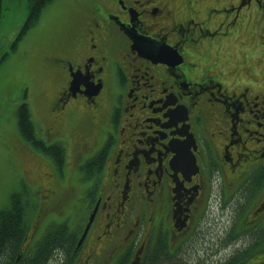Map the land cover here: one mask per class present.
<instances>
[{"label":"flooded vegetation","instance_id":"flooded-vegetation-1","mask_svg":"<svg viewBox=\"0 0 264 264\" xmlns=\"http://www.w3.org/2000/svg\"><path fill=\"white\" fill-rule=\"evenodd\" d=\"M72 5L64 51L43 57L59 86L35 135L82 173L28 183L27 238L76 204L72 264H264V0ZM246 33L256 44L230 50Z\"/></svg>","mask_w":264,"mask_h":264},{"label":"rangeland","instance_id":"rangeland-1","mask_svg":"<svg viewBox=\"0 0 264 264\" xmlns=\"http://www.w3.org/2000/svg\"><path fill=\"white\" fill-rule=\"evenodd\" d=\"M83 6H87L91 0H77ZM47 7H52L48 15L43 9L36 25L27 28L22 35L24 23L27 18V0H2L1 16H0V211L7 208L10 204V197L16 192L21 193L20 180L30 183H36L40 180L47 170L44 169L43 161H52L43 156L40 152L30 148L29 153H21L17 147L19 132L17 128L16 109L21 103H25L28 99L31 102L34 112L33 121L41 123L48 119V103L53 98L55 86L58 82L55 79V72L48 69L43 63L44 51L49 54H62V41L68 30L75 27L74 21H69V16L73 11L72 0H53ZM69 16V17H68ZM68 20V21H67ZM252 35V34H251ZM256 37V36H254ZM245 43L253 46L254 39L244 34L242 36ZM258 42L260 39L258 37ZM246 47V46H245ZM244 57V54H241ZM240 55V56H241ZM256 67L259 70L264 65ZM140 73H136V79L140 77ZM24 89L28 91V99H24ZM25 100V101H23ZM19 104V105H18ZM79 119V118H78ZM75 122V117L73 123ZM77 130L82 133L91 134L93 124L82 120L76 123ZM88 138V137H87ZM63 145H67L63 143ZM71 152V151H69ZM43 160V161H42ZM33 162H36L33 163ZM68 170L65 169L58 180L60 184H73L82 170H77L68 161ZM52 170V166H47ZM54 170L56 165L53 164ZM37 169L39 172L37 173ZM55 178V177H54ZM45 179H48L45 177ZM56 180V179H55ZM26 182V183H27ZM57 182V180H56ZM73 195L70 200L74 201L77 188L72 191ZM22 197V194H21ZM10 199V200H9ZM23 199V200H22ZM21 201L25 202V197ZM69 207V206H68ZM77 212L76 204H72L68 211V222L75 218ZM29 214V211H25ZM77 219V218H76ZM73 226V223L71 224ZM205 230V228H204ZM59 262H62V256H55ZM70 258L71 255H70ZM67 261V260H65ZM64 261V262H65ZM49 264H51L49 262ZM60 264V263H57Z\"/></svg>","mask_w":264,"mask_h":264},{"label":"trees","instance_id":"trees-1","mask_svg":"<svg viewBox=\"0 0 264 264\" xmlns=\"http://www.w3.org/2000/svg\"><path fill=\"white\" fill-rule=\"evenodd\" d=\"M53 0H27V19L23 30L34 25L38 21L40 10ZM0 0V16H1ZM17 127L20 133L28 141H33L32 128L29 121V114L25 106L20 105L17 109ZM36 145V144H34ZM8 208L0 211V264H57L59 263L55 253L65 256L70 247L66 242L63 230L49 231L46 236L36 245L33 257L21 260L17 263V256L22 244L24 243V220L23 211L19 206L17 196H13Z\"/></svg>","mask_w":264,"mask_h":264},{"label":"water","instance_id":"water-1","mask_svg":"<svg viewBox=\"0 0 264 264\" xmlns=\"http://www.w3.org/2000/svg\"><path fill=\"white\" fill-rule=\"evenodd\" d=\"M160 52H161V53H166V51H164V50H160Z\"/></svg>","mask_w":264,"mask_h":264}]
</instances>
